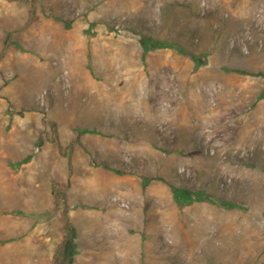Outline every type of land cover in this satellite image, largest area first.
<instances>
[{
    "label": "rangeland",
    "instance_id": "obj_1",
    "mask_svg": "<svg viewBox=\"0 0 264 264\" xmlns=\"http://www.w3.org/2000/svg\"><path fill=\"white\" fill-rule=\"evenodd\" d=\"M0 264H264V0H0Z\"/></svg>",
    "mask_w": 264,
    "mask_h": 264
}]
</instances>
